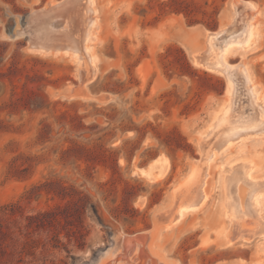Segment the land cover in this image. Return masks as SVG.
<instances>
[{"label":"rangeland","instance_id":"1","mask_svg":"<svg viewBox=\"0 0 264 264\" xmlns=\"http://www.w3.org/2000/svg\"><path fill=\"white\" fill-rule=\"evenodd\" d=\"M48 1L0 0V206L21 200L29 213L85 198L83 248L62 232L69 252L51 247L39 257L123 264L133 249L112 250L116 237L144 232L150 235L145 251L158 264H264V237L226 243L232 226L218 183L219 169L239 158L252 159V176L264 173V136L242 133L202 161L198 143L224 96L232 126L242 127L256 107L233 76L226 97L223 71L193 56L209 31L226 27L213 39L217 47L245 33L252 20L243 3H252L260 37L253 48L229 51L226 58L249 65L264 99V0H236L234 7L233 0H97L102 40L95 50L102 69L87 83L69 57L34 53L26 36L7 37ZM160 154L168 161L164 178L150 182L135 172ZM199 161L208 164L203 204L164 230L157 211L173 202L176 184L179 197ZM32 187L37 196L27 202L22 196Z\"/></svg>","mask_w":264,"mask_h":264},{"label":"bare ground","instance_id":"2","mask_svg":"<svg viewBox=\"0 0 264 264\" xmlns=\"http://www.w3.org/2000/svg\"><path fill=\"white\" fill-rule=\"evenodd\" d=\"M237 1L231 2L233 7ZM243 4L249 6L247 14H250L252 20L246 22L245 33L237 34L235 38H230L217 47L213 39L215 36L224 34L226 27L209 31L205 36V45L201 50L194 51L193 56L197 63L206 67L212 66L216 71L219 69L223 71L227 78L226 97L233 92L231 76L241 81L247 89L249 101L256 107V110L243 122L242 127L232 126L229 104L222 107L225 102L224 96L217 110V116L199 137L200 161L215 156V152L212 153L213 148L219 150L247 131L256 132L257 136H264V99L259 96L253 71L242 60L231 64L226 58L229 51L238 48H253L260 37L259 23L255 21L257 12L254 5L249 2ZM97 8V0L48 1L43 7L28 13L25 26L17 28L21 34L18 37H28L27 48L31 52L46 56L69 57L76 62L81 82H90L101 73L102 69L95 50L96 44L102 40L97 31ZM60 17L63 18L61 24L56 25L54 21ZM244 17L246 18L247 15L242 18ZM33 22L34 26L29 30V23ZM204 150L206 155H204ZM200 161L192 165L190 176L183 182L184 190L179 197L178 192L176 194V184L172 189L173 202L169 203V207L163 208L162 206L157 211L156 217L158 221L162 218L164 230L173 228L189 211L203 204L207 195L204 184L208 164L206 161L205 164L199 165ZM253 164L250 158H239L230 162L224 171L219 169L218 183L222 206L232 226L231 234L226 235L227 244L243 243L254 235L264 237V173L252 176ZM135 172L150 182L161 180L168 172L167 158L160 154L146 167L135 168ZM142 202L143 198H138L137 203ZM117 246L119 247L117 251L125 246H127V251L133 249V252L129 254V261L122 260L123 264L130 261L136 262L139 258L143 259L141 264H158L156 259L150 257L149 253L147 254L144 244L133 245L130 241L117 243L112 250Z\"/></svg>","mask_w":264,"mask_h":264},{"label":"trees","instance_id":"3","mask_svg":"<svg viewBox=\"0 0 264 264\" xmlns=\"http://www.w3.org/2000/svg\"><path fill=\"white\" fill-rule=\"evenodd\" d=\"M177 1V0H173ZM180 3V2H178ZM175 9H179L180 4ZM35 187L22 196L30 202L37 196ZM82 196L66 204L53 208L26 213L21 200L0 206V264H58L44 255L51 247L64 248L67 252L68 243L63 242L60 233L68 242L74 239L79 248H83L86 236L84 213L86 205ZM92 211L100 221L95 205ZM45 235V238H42ZM41 249L38 251V249ZM45 251L40 258L39 253Z\"/></svg>","mask_w":264,"mask_h":264},{"label":"water","instance_id":"4","mask_svg":"<svg viewBox=\"0 0 264 264\" xmlns=\"http://www.w3.org/2000/svg\"><path fill=\"white\" fill-rule=\"evenodd\" d=\"M27 17V16H26ZM26 24V19H24V21L21 23L20 27H24ZM19 35H21L18 31V29H13L9 32V34L7 35L8 38L11 39H15L17 38ZM28 38V37H26ZM150 240V235L149 233H144V232H138V233H134L131 235H121V236H117L115 241H114V246L115 244H119V243H126L128 241H130L133 245H136L137 243L142 245H146V243Z\"/></svg>","mask_w":264,"mask_h":264}]
</instances>
